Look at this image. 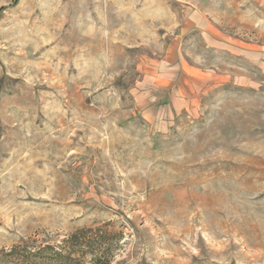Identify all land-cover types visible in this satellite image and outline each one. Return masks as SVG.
<instances>
[{"label":"rangeland","instance_id":"1","mask_svg":"<svg viewBox=\"0 0 264 264\" xmlns=\"http://www.w3.org/2000/svg\"><path fill=\"white\" fill-rule=\"evenodd\" d=\"M56 246L264 264V0H0V264Z\"/></svg>","mask_w":264,"mask_h":264},{"label":"trees","instance_id":"2","mask_svg":"<svg viewBox=\"0 0 264 264\" xmlns=\"http://www.w3.org/2000/svg\"><path fill=\"white\" fill-rule=\"evenodd\" d=\"M87 232L91 233L92 229L88 228V229L76 230V232L72 233L70 238H74L77 240L78 235H83V237H85ZM90 236L96 237V236H101V235H97L96 233V235L91 234ZM43 249H47V248L43 247L42 249H39L37 251L25 252V255H20L18 252L17 254L15 251L13 252V250H12V253H16V258H19V259L21 258L23 264H83L85 262L84 261L82 263V262L76 261L75 259H73L70 253L65 254L57 246L56 248H49V250L51 251L49 255H46V253H43L44 251ZM55 249L57 250L59 249V250L56 251ZM91 263L92 264H109V257L105 249L104 250L98 249L96 251H92Z\"/></svg>","mask_w":264,"mask_h":264},{"label":"crops","instance_id":"3","mask_svg":"<svg viewBox=\"0 0 264 264\" xmlns=\"http://www.w3.org/2000/svg\"><path fill=\"white\" fill-rule=\"evenodd\" d=\"M190 29V23H184V26H183V31H187Z\"/></svg>","mask_w":264,"mask_h":264}]
</instances>
